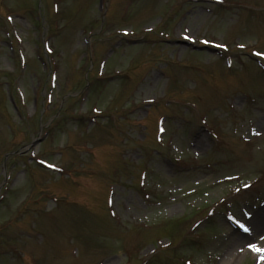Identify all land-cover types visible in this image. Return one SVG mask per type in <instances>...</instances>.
<instances>
[{
  "label": "rangeland",
  "instance_id": "obj_1",
  "mask_svg": "<svg viewBox=\"0 0 264 264\" xmlns=\"http://www.w3.org/2000/svg\"><path fill=\"white\" fill-rule=\"evenodd\" d=\"M253 50L264 0H0V264H264Z\"/></svg>",
  "mask_w": 264,
  "mask_h": 264
},
{
  "label": "bare ground",
  "instance_id": "obj_2",
  "mask_svg": "<svg viewBox=\"0 0 264 264\" xmlns=\"http://www.w3.org/2000/svg\"><path fill=\"white\" fill-rule=\"evenodd\" d=\"M257 215L255 217H258V218L261 217V216L264 217V212H263V214L259 212ZM254 230H255V232H260V234H261L264 231V223H263V226L260 228V230H257L256 228H254L253 231Z\"/></svg>",
  "mask_w": 264,
  "mask_h": 264
},
{
  "label": "snow or ice",
  "instance_id": "obj_3",
  "mask_svg": "<svg viewBox=\"0 0 264 264\" xmlns=\"http://www.w3.org/2000/svg\"><path fill=\"white\" fill-rule=\"evenodd\" d=\"M242 228L244 227L243 225H240ZM245 231H247V229H245ZM249 247H255L254 245H249Z\"/></svg>",
  "mask_w": 264,
  "mask_h": 264
}]
</instances>
